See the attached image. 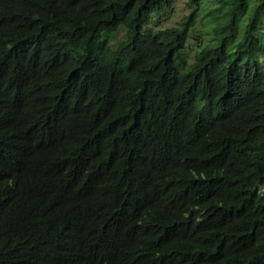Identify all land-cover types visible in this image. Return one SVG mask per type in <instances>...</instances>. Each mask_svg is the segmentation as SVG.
I'll return each mask as SVG.
<instances>
[{
  "label": "trees",
  "instance_id": "trees-1",
  "mask_svg": "<svg viewBox=\"0 0 264 264\" xmlns=\"http://www.w3.org/2000/svg\"><path fill=\"white\" fill-rule=\"evenodd\" d=\"M177 1L0 0V264H264V0Z\"/></svg>",
  "mask_w": 264,
  "mask_h": 264
},
{
  "label": "rangeland",
  "instance_id": "rangeland-1",
  "mask_svg": "<svg viewBox=\"0 0 264 264\" xmlns=\"http://www.w3.org/2000/svg\"><path fill=\"white\" fill-rule=\"evenodd\" d=\"M215 0H210L207 4V9L201 8L198 11L197 19L193 28L190 31L191 37L188 43V54L193 58L194 52L198 50L204 43H208L212 38V27L215 22L208 16L209 6H213ZM190 11L187 5V0H178L173 7L165 14H156L152 18L149 27H167L176 24L180 19L186 16ZM122 31H119L113 36L112 44L117 45L118 41L123 37Z\"/></svg>",
  "mask_w": 264,
  "mask_h": 264
}]
</instances>
